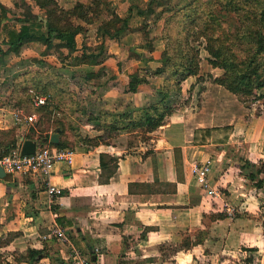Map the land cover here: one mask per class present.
I'll use <instances>...</instances> for the list:
<instances>
[{
    "label": "crops",
    "instance_id": "crops-1",
    "mask_svg": "<svg viewBox=\"0 0 264 264\" xmlns=\"http://www.w3.org/2000/svg\"><path fill=\"white\" fill-rule=\"evenodd\" d=\"M21 1L0 3L12 9L10 16H19L22 8L17 2ZM57 1L68 8L76 2L90 4L92 0ZM109 2L115 4L117 15L127 18L129 28L119 38L94 33L92 39L89 33L95 24L98 30L100 22L81 21L87 28V37H76L73 56L80 58L76 65L66 63L56 53L58 39L47 52L44 43L31 41L15 53L4 42L6 32L0 35V47L7 52L4 57L10 56L17 63L42 58L62 68L64 75L71 73L67 78L78 85L70 91L81 117L77 134L66 135L68 148L75 151L74 158L71 162H57L51 178L64 191L55 203L50 201L44 181L38 176L15 173L10 180L0 178V236L17 232L11 244L20 250L44 249L46 256L39 261L42 264H81L73 251L51 247L55 238L49 233L55 224L66 229L69 246L89 258V264H228L230 258L237 257L245 240L238 237L240 232L231 224V217L214 219L210 214L222 211L217 206L224 197L244 195L242 188L236 187L244 183L234 175L232 165L223 167L232 157L227 155L226 147L219 149L217 145L223 141L245 144V158L254 162L264 159V126L258 128L253 125L255 120L247 119V107L242 102L238 112L232 109L228 99L237 97L233 92L221 84L207 82L200 107L174 113L167 124L155 130L154 141L141 136L134 139L127 131L104 135L105 130L100 128L103 112L125 113L157 100L158 88L165 79L163 74L152 72L161 64L165 41L157 32L151 33L149 14L140 13L148 8L150 0ZM157 8L155 12L160 13ZM34 11L43 19H33L29 25L33 33L41 35L46 32V13L39 7ZM103 14L110 15L107 11ZM7 25L18 27L20 23L8 21ZM149 32L152 43L146 39ZM61 50L67 52L64 47ZM139 69L148 72V82L136 92L129 91L130 75ZM13 111L0 104V130H21ZM214 130L223 133L216 137ZM80 136H102L105 141L91 145L79 140ZM23 137L19 134V143ZM207 161L212 164L211 186L227 190L223 198L208 194L192 171L194 163ZM235 173L238 174L236 170ZM237 188L239 193H235ZM187 240L191 243L185 247ZM169 245L179 248L169 254ZM245 259L246 256L242 261L246 264ZM235 261L238 264L237 258Z\"/></svg>",
    "mask_w": 264,
    "mask_h": 264
},
{
    "label": "trees",
    "instance_id": "trees-1",
    "mask_svg": "<svg viewBox=\"0 0 264 264\" xmlns=\"http://www.w3.org/2000/svg\"><path fill=\"white\" fill-rule=\"evenodd\" d=\"M156 1L157 0H150L148 8L146 10H140V13L144 14L148 10L154 11L155 6L158 4ZM193 1L194 0H189L176 12L181 22V30L178 31L179 34L182 33V29H186L192 24L195 26V23H197L198 16L195 17V15L198 14V10L193 7ZM153 2H156L154 6H152ZM109 3V0H92L90 4L76 2L73 6L67 8L61 6L57 0H32V3L22 0L21 2H17V6L23 8L19 16L15 14L10 16L9 14H11L12 9L0 3V30L4 27L7 31V37L4 39V42L10 45L9 51L20 53L21 49L27 46L31 41H41L47 46L45 50L47 52L55 46V40L58 39L60 43L56 44L55 47L60 50L64 47L67 50L65 56L69 57L73 56V53L77 50V35L87 31L86 26L81 21L93 23L98 21V17H100L104 11H107L111 16L108 19L109 21L103 20L99 25V32L101 35L105 36L108 34L111 37L119 38L121 34L129 28L127 18H122L114 11H110L108 8ZM34 7H39L46 13V17L44 18L46 32L41 35L33 33L29 25L30 21L33 19H43L34 11ZM222 8L235 11L243 18L244 22L247 21L249 23L250 28L241 32L239 46L246 52V56L242 59L237 56L231 44V42L239 39L238 35L235 36V34L230 35L224 33L216 34L213 29V25L216 22L215 14H210L212 18L209 20L205 18L203 23L197 24L199 25L198 36H205L208 42L207 49L212 55L210 62L213 66L221 67L224 70L221 75L214 77L212 81L223 85L241 99L250 96L256 98V91L264 88V0H226L222 2ZM8 21H16L20 23V25L18 27L10 25V27L7 25ZM188 35L189 33L186 36ZM162 39H164V37H162ZM174 42L179 43V47L172 48L170 45L173 42L169 43L165 41L166 47L159 59L161 65L152 70L154 74L165 75L163 84L158 88L159 98L143 107L134 108L129 112H103L100 116V128L105 130L104 135H111L113 132L118 133L121 131L131 133L140 132L142 138L148 140L149 137L147 133L155 131L168 123L175 110V105H173L172 101H169V99L171 96H174L173 94L181 93V84L185 78L190 75H198L199 73V62L195 57L197 52L194 51L193 47L188 45L187 49L186 46L182 44L183 41L181 38L176 39ZM187 42L189 43V36ZM101 47H103V44ZM86 48L87 47H85V50ZM170 48L174 49L175 52L170 53ZM150 49L153 50L154 46L151 45ZM6 53L7 52H4L2 54L5 55ZM86 54L89 56L93 55V53ZM97 56L98 54L95 55V58ZM76 58L79 62L80 58ZM1 60L0 58V61ZM34 60L36 61L37 59ZM143 70L144 69H142V71ZM45 71L46 70L42 68H38V70H31L28 73L25 72L26 74L22 73L19 77L26 78L25 80H29L32 87H36L41 93L49 94L53 98H58L60 94L63 96L66 95L67 98L68 93L71 96L72 106L75 107L77 102H75L76 100L73 98L70 88L66 90V88L59 87V80L50 77L51 74H47ZM142 71L139 69V71L130 75L129 91L136 92L141 84L148 82V72ZM62 77L68 87L70 84L69 79L64 75L60 76L59 79L61 80ZM63 91H66V93H61ZM67 102L68 98L66 99V103ZM49 107L50 104L48 101L46 104L37 106V108L42 111L48 110ZM54 127L61 128L60 141L58 143L48 142V145L56 148H66L70 146V141L66 136L67 134L64 135L63 133L62 124H60V126L57 124ZM1 130L11 131L13 135H15L16 131L15 128ZM46 135H48V133ZM79 140L87 141L91 145H97L105 141V137L84 138L80 136ZM18 141L17 135L8 140L0 139V157L15 148L19 144ZM42 144L44 145L47 143ZM231 153L232 156L236 154L234 151H231ZM238 157L240 168L246 178L251 180L258 189H264V162L257 163L243 156ZM5 179L10 180V174H8ZM214 217L219 218L222 216L219 215ZM16 235L17 232H8L5 237L1 236L0 248L10 245ZM145 236L147 235H143V237ZM45 256L46 253L44 249L29 247L25 254L18 252V256H15V260L9 261L5 260L2 252H0V264H37ZM245 260L247 263H251L252 261L248 256ZM63 264H65V262Z\"/></svg>",
    "mask_w": 264,
    "mask_h": 264
},
{
    "label": "rangeland",
    "instance_id": "rangeland-1",
    "mask_svg": "<svg viewBox=\"0 0 264 264\" xmlns=\"http://www.w3.org/2000/svg\"><path fill=\"white\" fill-rule=\"evenodd\" d=\"M189 0H157V10H160L156 13L155 9L148 10L147 14L151 17L152 22L150 25L152 26L151 33L154 34V32L158 33V36L164 37V40L172 43L170 46L173 47H179V43H175L174 41L178 38H181L186 48L188 49V45L192 46L194 51L197 52L196 54V60L199 62V73L198 75H190L189 77L185 78L182 81L181 87L182 91L180 94H173L174 96H171L169 101L171 100L173 105H175L174 113H186L187 111L192 110L193 108L197 110L196 108L200 107L202 104L203 94L205 84L207 82H213V78L221 75L224 70L221 67H215L210 62V59L212 58V55L210 54L209 50L207 49V40L205 36H198V30L199 25L198 23H203V20L210 19V14H215V20L216 22L213 25V29L215 30L216 34H235V36H239L237 40L231 42L235 53L239 58H244L246 56V52L244 49L240 48V38H241V32L243 30H247L250 28V25L247 21L244 22L243 18L240 17L239 14H237L232 9H223L222 8V2L226 0H194L193 1V7L197 8L198 14L195 15L198 16L197 23H195V26L192 24L188 26L186 29H182V33L179 34L178 31L181 30V22L179 21L178 15H176V12L179 8H182ZM156 2H153L152 6L155 5ZM110 11H114L115 4L109 3L108 5ZM156 7V6H155ZM23 9V8H22ZM162 11V13H161ZM113 15V14H112ZM110 15L102 14L100 17H98V22L100 24L103 22V20H108L110 18ZM109 21V20H108ZM149 24V23H148ZM147 24V25H148ZM120 26V24H119ZM94 31H90V34H92V39L95 38L93 36L94 33H97L101 35L99 32V27L97 30V24H95ZM114 30V29H113ZM7 31L0 30L1 33H4ZM93 32V33H92ZM151 33L149 32V36H147L148 42H151ZM189 33V43L187 42L188 36H186ZM98 35V36H99ZM109 38H111L110 35H105ZM87 37V31L81 34L80 38L85 39ZM187 37V38H186ZM2 39V37H0ZM115 38V37H114ZM117 38V37H116ZM146 40V41H147ZM147 42V43H148ZM152 43V42H151ZM166 46H164L165 49ZM0 58L2 59V63L0 62V104L5 106L7 109H21L22 111V120L25 124H22L21 130L19 132L15 131V135H17V138L20 135H23L24 138H33L37 140H41L42 137L48 136L55 131L54 127L55 125L62 124L63 126V133L66 135L69 133H75L80 129V122L81 118L79 115L78 109H77V103L75 107L72 105L71 96L67 93L68 102L66 103V95H59L58 98L51 97L49 94L41 93L40 90H38L36 87H32L30 85L29 80H25L26 78H20L19 75L25 72H30L31 70H38V68H42L43 70H46L45 72L48 74H51L50 77H53L57 80H59V87L61 88H73V90H76L78 85L76 84H69L67 87V84L63 81V77L61 80L59 79L60 76H63L64 70L62 68H57L56 65H53L49 63V61L44 60L42 58H38L36 61L23 60L21 62H16L13 58L10 56L4 57L2 54L4 51L2 47H0ZM170 48L169 52L174 53L175 50ZM163 49V50H164ZM56 53L60 55L63 61H65L68 64L76 65V62H78L76 56H69L66 57L65 53H63L60 49H55ZM2 52V53H1ZM6 60L10 61L11 63L6 62ZM43 60V61H42ZM161 65V64H160ZM64 67V66H59ZM157 68V67H156ZM63 72V73H62ZM26 74V73H25ZM67 75V76H66ZM64 75L66 78H71V73L67 72V74ZM165 76V75H164ZM67 78V79H68ZM54 79V80H55ZM76 79V78H73ZM70 81V80H69ZM17 91H16V89ZM20 91V92H19ZM69 92V91H68ZM256 98L255 97H246L245 99H241L240 97H231V99H228V102L231 104L233 110L238 112L239 102H242L244 104L247 110V119L250 120L253 119L255 122L253 125H257L258 128L261 127V125L264 126V88L256 91ZM18 93V97H17ZM61 93H66V91H63ZM42 95H48L49 96V104L50 107L46 111H42L37 106L36 98L38 96ZM74 98V97H73ZM75 99V98H74ZM79 99V97H77ZM76 100V99H75ZM80 100V99H79ZM77 102V100L75 101ZM53 107V108H52ZM74 108V109H73ZM76 108V109H75ZM33 113L37 114V117L30 119V115ZM216 129V128H215ZM254 129V128H253ZM252 129V130H253ZM157 130V129H156ZM215 131V130H214ZM48 133V135H46ZM208 133L210 132V129L208 130ZM216 137L219 136V134H222V130H216L213 132ZM252 135L255 133V131L251 132ZM132 137L134 139H137L138 136L142 137V134L140 132H134L132 133ZM154 134L155 131L147 133L148 139L154 141ZM11 131H0V139L1 140H8L11 139L13 135ZM255 137V136H254ZM219 138V137H218ZM235 139V136L233 137ZM228 140H231L228 135ZM224 143L218 144L217 148L226 147L227 148V155L232 157L231 160L224 163L223 167H226V165H232L233 166V172L234 175L241 178V182L244 183L242 186H236L238 188H242V193L244 195L239 196L238 198H226L224 196V193L227 190H224L222 188L218 189L220 192V195H214V196H222V200L218 202V208L222 209V211H216L215 214L210 216L213 218L214 216L221 215L223 217H231V224H235V229L240 232L238 234V237H241L245 240V244L239 248L240 250H237L238 255L237 257L230 258L231 260L228 261V264H236L235 258L238 260V264H245L242 261V258L244 256H248L252 259L251 263L246 264H264V189H258L255 187L253 182L246 178L245 174H243V171L240 168V162L238 156L245 157L248 153L246 152V145H238V144H231L228 141H223ZM264 142V141H263ZM219 143V142H218ZM44 144V145H48ZM231 151H234L236 154L232 156ZM251 155V153H249ZM252 158H255V156L251 155ZM249 158V157H248ZM222 160H225V157H222ZM237 161L236 164H233V161ZM197 162V161H196ZM208 162V161H207ZM257 163L264 162V159H257ZM210 163V162H209ZM211 170H212V164H211ZM235 170L238 172L235 173ZM196 180L197 176L195 175ZM235 191V193H239L238 190ZM235 195V194H234ZM241 198V199H239ZM217 208V209H218ZM221 218V217H219ZM214 219H216L214 217ZM69 234V233H68ZM7 235V234H6ZM4 233L1 235L2 237L6 236ZM202 232L199 233V237H201ZM0 236V237H1ZM55 239L52 242L51 247L54 249H57L59 247L66 248L65 250L71 251V247L68 243L62 242L57 237H54ZM191 243L190 240H187L184 242L183 245L185 247L189 246ZM250 246V247H248ZM243 247V248H242ZM179 248V246L169 245L167 247V253H173ZM242 249V250H241ZM26 250H20V247L16 246V244H10L9 246L0 248V252H2L4 259L9 261H14L15 256H18V252L25 254ZM235 255V254H234ZM240 259V260H239ZM38 264H42V262H39Z\"/></svg>",
    "mask_w": 264,
    "mask_h": 264
},
{
    "label": "built area",
    "instance_id": "built-area-1",
    "mask_svg": "<svg viewBox=\"0 0 264 264\" xmlns=\"http://www.w3.org/2000/svg\"><path fill=\"white\" fill-rule=\"evenodd\" d=\"M49 100L48 95L38 96L36 103L38 105L46 104ZM21 109H15L13 111L14 119L19 125L25 124L22 120ZM36 118L37 114L30 115ZM25 138L23 137L21 142L7 154L0 157V164L8 174L26 173L40 177L46 186L45 190L51 202L55 203L57 199L63 194V188L52 183L51 178L54 174L55 165L57 162H71L74 158L75 151L71 148H56L50 145L40 144L34 153L23 154L22 144ZM194 175L197 176V181L201 187H203L208 194L220 195L218 189L213 188L210 183L209 175L211 172V164L209 162L194 163L192 167ZM50 236L57 237L59 240L65 243H69V235L62 226L55 224L50 230ZM75 254L74 257L78 259L81 264H89L90 259L81 255V253L72 248Z\"/></svg>",
    "mask_w": 264,
    "mask_h": 264
},
{
    "label": "water",
    "instance_id": "water-1",
    "mask_svg": "<svg viewBox=\"0 0 264 264\" xmlns=\"http://www.w3.org/2000/svg\"><path fill=\"white\" fill-rule=\"evenodd\" d=\"M60 127H56L55 131L50 135V137H43L41 140L26 138L22 144V153L30 154L34 153L37 147L42 143H58L60 141ZM8 173L4 170V168L0 164V178H6Z\"/></svg>",
    "mask_w": 264,
    "mask_h": 264
}]
</instances>
